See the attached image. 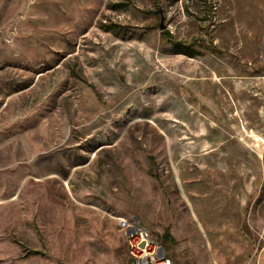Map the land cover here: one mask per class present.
I'll list each match as a JSON object with an SVG mask.
<instances>
[{
    "label": "rangeland",
    "instance_id": "374dc122",
    "mask_svg": "<svg viewBox=\"0 0 264 264\" xmlns=\"http://www.w3.org/2000/svg\"><path fill=\"white\" fill-rule=\"evenodd\" d=\"M120 220L264 264V0H0V264H129Z\"/></svg>",
    "mask_w": 264,
    "mask_h": 264
},
{
    "label": "built area",
    "instance_id": "2783aa9c",
    "mask_svg": "<svg viewBox=\"0 0 264 264\" xmlns=\"http://www.w3.org/2000/svg\"><path fill=\"white\" fill-rule=\"evenodd\" d=\"M127 248L129 264H173L162 246L138 222L119 221Z\"/></svg>",
    "mask_w": 264,
    "mask_h": 264
},
{
    "label": "trees",
    "instance_id": "16d2710c",
    "mask_svg": "<svg viewBox=\"0 0 264 264\" xmlns=\"http://www.w3.org/2000/svg\"><path fill=\"white\" fill-rule=\"evenodd\" d=\"M174 47H175L176 51H178V50L181 51L180 49H178V45L176 43L174 44ZM180 53H183V52H180Z\"/></svg>",
    "mask_w": 264,
    "mask_h": 264
}]
</instances>
